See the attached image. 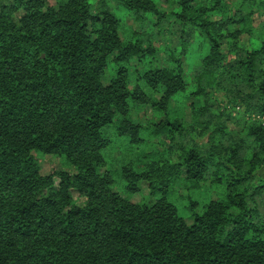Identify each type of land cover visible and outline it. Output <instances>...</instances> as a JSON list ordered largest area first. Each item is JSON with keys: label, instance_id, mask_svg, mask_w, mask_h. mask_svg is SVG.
Returning <instances> with one entry per match:
<instances>
[{"label": "trees", "instance_id": "obj_1", "mask_svg": "<svg viewBox=\"0 0 264 264\" xmlns=\"http://www.w3.org/2000/svg\"><path fill=\"white\" fill-rule=\"evenodd\" d=\"M236 1L0 0V264H264V0Z\"/></svg>", "mask_w": 264, "mask_h": 264}, {"label": "rangeland", "instance_id": "obj_2", "mask_svg": "<svg viewBox=\"0 0 264 264\" xmlns=\"http://www.w3.org/2000/svg\"><path fill=\"white\" fill-rule=\"evenodd\" d=\"M230 2H232V4L235 5V6L237 5V3H236L237 1L236 0H230ZM161 57H162L161 52H158L156 54V57L153 60V62L154 63H160ZM189 79H190V76L187 75L186 76V80H189ZM186 103H187L186 100L182 101V103H181V106L180 107H181L182 115L185 114V109L184 108H185ZM235 111L236 110H234L233 114L235 113ZM143 113L145 115H147L148 114V109L147 108H144L143 109ZM185 118H187L186 114H185ZM145 139H146L145 140V145H147V146H154V147H156V146H158L161 143L162 144L163 143L165 144V137H164V134L162 132L161 133H158V134H151L150 136H146ZM120 147H119V145H118V147H114V146L108 147L107 148V152H105L104 155H108V154H112V153L113 154H118L121 151ZM40 166H41V169H42L43 172H48V171H51L53 169H58L60 167V161L57 158H54V157H51V156H47L46 158H44V159H42L40 161ZM179 187L180 186H177L176 185V186L173 187V189H175V188L180 189ZM180 194L184 195V200L182 202L184 205H187L188 204V200L189 199L188 198H185L187 194H191L190 200L191 199H197V200H199L198 199L199 196H203V195H205L204 196L205 198L208 196L207 188L202 189V191L200 190L198 192L193 193V192L189 191V189L187 190V189H185V187H182ZM172 199H175V195H172ZM179 211L182 214L183 213H187L186 212L187 211L186 208L185 209L184 208H179ZM258 213H259L260 217H263L264 216V212H263V210H262L261 207L258 208Z\"/></svg>", "mask_w": 264, "mask_h": 264}]
</instances>
